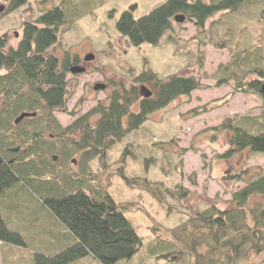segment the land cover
<instances>
[{
    "label": "trees",
    "instance_id": "16d2710c",
    "mask_svg": "<svg viewBox=\"0 0 264 264\" xmlns=\"http://www.w3.org/2000/svg\"><path fill=\"white\" fill-rule=\"evenodd\" d=\"M36 1L13 0L10 10ZM78 1L63 0L54 8L39 10L35 20L24 24L15 46L7 34L0 33V242L26 247V238L9 226L13 224L11 218L20 219L23 203L35 202L67 228L71 241L52 254L35 252L33 264H70L90 256L101 264H120L132 261L142 251L151 256L150 264H244L259 256L264 252V171L249 175L246 169L238 174L235 180L245 185L231 192L223 206L206 201L188 212L169 205L174 209L171 213L178 212L185 218L171 229L172 238L156 235L147 242L108 187L66 171V179L60 180L57 160L67 161L76 155H81L85 163L105 161L102 169L108 174L107 154L127 135L142 129L152 113L205 89L193 75L164 78L145 70L133 77L129 87L122 85L107 102H99L71 126L61 128L54 114L67 110L73 95L67 81L68 63L77 57L67 51L59 69L53 49L59 44L62 26L77 12ZM71 6L77 7L72 11ZM136 7L124 10L115 26L137 47L156 46L163 39L173 41L180 27L177 17L193 22L204 33L206 23L216 14L225 13L222 23L243 7L254 10L257 16L263 8L259 16L262 32L248 39L244 50L236 49L233 62L219 68L215 79L218 86L232 85L236 93L254 95L261 102L258 115L227 118L220 125L219 129L229 135L223 157L229 159L243 150L264 156V0H166L141 17L136 16ZM140 86H146L152 96L143 97ZM25 112L37 116L16 125L15 120ZM129 145L123 149V159L126 153H133ZM150 152L143 160L144 168L155 160ZM118 175L129 187L143 185V189H150L160 203H167V198L178 202L190 193L181 182L170 187L162 181L152 184L147 177H126L121 170Z\"/></svg>",
    "mask_w": 264,
    "mask_h": 264
},
{
    "label": "rangeland",
    "instance_id": "374dc122",
    "mask_svg": "<svg viewBox=\"0 0 264 264\" xmlns=\"http://www.w3.org/2000/svg\"><path fill=\"white\" fill-rule=\"evenodd\" d=\"M12 1L0 0V6L5 8L0 14V33L7 34L14 46L21 40L24 24L35 20L39 10L54 8L63 2L37 0L10 10ZM165 1L80 0L73 19L62 26L59 44L53 49L60 58L67 51L80 58L93 56L87 73L68 75L73 95L67 110L54 114L61 128L71 126L99 102H107L111 93L122 85L129 87L133 77L145 70H153L164 78L172 74L193 75L205 88L152 113L142 129L127 135L107 154L108 170H111L108 174L102 169L105 161L99 159L85 163L81 155H76L56 162L61 181L66 179L63 173L66 171L77 178L84 176V181L98 180L108 187L114 201L126 210L132 226L146 242L156 235L170 239L171 229L179 224L181 217L185 218L178 212L171 213L174 209H169V205L188 212L206 201L223 206L231 192L245 185L235 180L238 174L246 169L250 170L249 175L264 171V156L249 150L225 159L229 135L219 129L227 118L258 115L259 98L236 93L232 85L218 86L215 79L219 68L233 62L237 55L234 51L244 50L250 43L248 39L262 32L259 16L262 17L263 8H259L257 16L254 10L243 7L240 13L229 14V20L222 23L225 13L216 14L206 23L204 33L199 32L193 22H176L180 27L175 39H163L156 46H134L117 32L116 20L128 7L136 5V16L141 17ZM76 7L70 9L74 11ZM219 21L221 24L213 25ZM97 84L106 85V90L95 91ZM128 145L133 153H126L123 159V149ZM149 150L155 160L144 168L143 160ZM119 170L135 180L147 177L152 184L162 181L173 187L181 182L190 193L178 202L167 198V203H160L143 185L129 187L118 175ZM21 208L20 219L11 218L13 224L9 227L26 238V247L0 242V264H33L35 252L52 254L60 245L65 247L70 243L67 228L55 220L48 209H41L35 202H25ZM150 258L149 253L142 251L132 261L120 264H150ZM70 264L101 263L90 256ZM244 264H264V252Z\"/></svg>",
    "mask_w": 264,
    "mask_h": 264
},
{
    "label": "water",
    "instance_id": "95a60500",
    "mask_svg": "<svg viewBox=\"0 0 264 264\" xmlns=\"http://www.w3.org/2000/svg\"><path fill=\"white\" fill-rule=\"evenodd\" d=\"M5 11V8L4 6H0V14L3 13ZM185 19L184 17H177L176 18V22H183ZM93 59V56L90 55V56H87L86 57V60L90 61ZM83 69L81 68H78V67H75L72 69V73H83ZM106 86L104 84H97L95 86V90L96 91H101V90H105ZM262 92L264 94V82H263V86H262ZM140 93L143 97L145 98H150L152 96V92L146 87V86H141L140 88ZM37 114L36 113H22L19 115V117L15 120V124H19L20 122H22L24 119H27V118H34L36 117ZM54 160H57V158L55 157Z\"/></svg>",
    "mask_w": 264,
    "mask_h": 264
},
{
    "label": "flooded vegetation",
    "instance_id": "af4514ba",
    "mask_svg": "<svg viewBox=\"0 0 264 264\" xmlns=\"http://www.w3.org/2000/svg\"><path fill=\"white\" fill-rule=\"evenodd\" d=\"M71 62H72L71 64L68 63V68L70 69L68 75L69 74H72V75H78L79 74V73H74V74L72 73V69L75 67H78V68H81L84 70L83 73H80V74H84V73H87L89 71V65H90L89 62L90 61L86 60V58L77 57L76 61L72 60ZM58 68L59 69L63 68V57L62 58L58 57ZM68 75H67V81L69 82ZM106 88H105V90H106ZM94 90H95V87H94Z\"/></svg>",
    "mask_w": 264,
    "mask_h": 264
}]
</instances>
